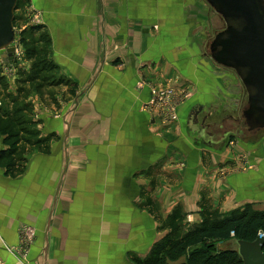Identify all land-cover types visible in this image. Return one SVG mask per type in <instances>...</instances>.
Instances as JSON below:
<instances>
[{"label":"crops","instance_id":"0c3cea01","mask_svg":"<svg viewBox=\"0 0 264 264\" xmlns=\"http://www.w3.org/2000/svg\"><path fill=\"white\" fill-rule=\"evenodd\" d=\"M29 3L57 75L76 87L60 86L57 109L29 98L41 136L55 138L19 176L0 168V264H21L9 248L25 224L36 232L27 264H136L177 206L187 228L203 221V201L220 217L264 210V131L238 130L227 100L240 108L242 81L201 60L209 11L198 1ZM152 84L174 88L176 120L149 105Z\"/></svg>","mask_w":264,"mask_h":264},{"label":"trees","instance_id":"16d2710c","mask_svg":"<svg viewBox=\"0 0 264 264\" xmlns=\"http://www.w3.org/2000/svg\"><path fill=\"white\" fill-rule=\"evenodd\" d=\"M20 0H17L16 8ZM15 15L14 26H16ZM24 47V61H30V70L19 69L17 94L8 95L12 108L0 106V168L5 175L17 177L23 173L27 156L34 148L48 150L49 142L55 135L41 136L37 121L32 118L33 105L28 101L32 93L48 101L45 92L55 101V89L67 85L74 93L76 85L59 77V66L51 59L52 40L44 26L28 25L20 32ZM49 102V101H48ZM203 221L188 230L184 227L182 208L177 206L165 219H161L159 230L163 237L154 243L149 256L135 258L136 264H243L237 247L221 248L219 244L229 241L253 242L264 235V210L255 211L250 207L220 217L201 202ZM151 211L154 208L151 207Z\"/></svg>","mask_w":264,"mask_h":264},{"label":"water","instance_id":"95a60500","mask_svg":"<svg viewBox=\"0 0 264 264\" xmlns=\"http://www.w3.org/2000/svg\"><path fill=\"white\" fill-rule=\"evenodd\" d=\"M225 28L209 45L213 60L233 69L247 92L242 119L249 132L264 131V0H206ZM17 0H0V51L14 60ZM243 264H264V237L236 242Z\"/></svg>","mask_w":264,"mask_h":264},{"label":"rangeland","instance_id":"374dc122","mask_svg":"<svg viewBox=\"0 0 264 264\" xmlns=\"http://www.w3.org/2000/svg\"><path fill=\"white\" fill-rule=\"evenodd\" d=\"M198 1L197 4V8L200 10L202 9L203 11H209V13H211L210 15L213 16L212 18V22H209L210 20L207 19V15L209 14L208 12L202 15V21L207 25V27L204 30V43H200V45L198 44L199 48L198 50H201L202 53H200V58L201 60L203 59H207L208 61L212 62V63H216L213 58L211 57L210 53H209V45L211 43V41L214 39L215 35L221 31L222 29L225 28V21L224 19L221 17V15H219L218 13L215 12L214 9H212V7L208 4V2L206 0H201L202 3H200V0H196ZM202 4V5H200ZM15 15L18 17L16 19V26H15V31H16V41H17V46H19L21 53H25L24 47L20 41V32L23 29V27L25 25H28L29 21L32 22L33 20H37L41 21V13L38 11H35L34 8L31 7L29 0H20L18 7L15 10ZM200 30V28H199ZM199 35V34H198ZM199 38L200 35H199ZM16 43V42H15ZM199 43V42H198ZM3 52L4 51H0V106H4L7 108H12L13 105L11 103V99L8 97V95H12L13 94H17V90H18V83H17V77H20L19 75V69H24V70H30L31 67V62L30 61H24V63H18L17 59L10 61V60H5L4 56H3ZM22 54V55H23ZM204 54V55H203ZM24 60V59H23ZM204 63H208L206 60ZM219 65V64H218ZM221 66V65H220ZM222 67V66H221ZM228 70L226 71H230L232 73H234L235 75H237L235 73V71L233 69L227 68ZM230 69V70H229ZM60 92L61 87H57L55 89V92ZM34 97V99L37 100V96L34 95L33 93L29 96L30 97ZM45 97L48 99V101H45L44 103L47 104L49 106H51V108L53 109H57V98H55V101H52V99L49 96L48 92H45ZM28 98V101H31ZM247 92L245 90V88L243 89V101L242 104L239 108V106L237 105V102H231L229 99L227 100V104H230L229 107H233L236 110V123L238 125V130L242 127V129H244L245 131L246 126L244 125V120L242 119V109L243 107L247 104ZM52 104L54 105V107H52ZM227 104H223V102H221L220 106H227ZM237 108V109H236ZM226 113V112H224ZM229 112H227L228 114ZM226 115V114H224ZM217 121H219L220 123L223 121V119H225V116H219L216 117ZM240 119V122L239 120ZM224 123V122H223ZM233 124V122L230 124H226L227 127ZM237 132V130H236ZM264 133V132H261ZM239 134V132L237 133ZM242 136V134H240ZM243 137V136H242ZM2 137L0 136V146L2 147V143H1ZM185 230L190 229V227H184ZM159 230V229H158ZM162 230V229H161ZM159 230V232L161 231ZM162 232V231H161ZM161 239V238H160ZM160 239H158L157 241H159ZM156 241V242H157ZM155 242V243H156ZM154 245V244H153ZM233 245L234 247H238L236 241H232L229 245L228 243L226 244H219V247L224 248V247H229Z\"/></svg>","mask_w":264,"mask_h":264},{"label":"built area","instance_id":"2783aa9c","mask_svg":"<svg viewBox=\"0 0 264 264\" xmlns=\"http://www.w3.org/2000/svg\"><path fill=\"white\" fill-rule=\"evenodd\" d=\"M39 21L33 20L31 25H37ZM16 42V43H15ZM13 43L15 47L14 60H18V63H24L23 57L24 54L21 53L19 46H17V41ZM23 54V55H22ZM150 99L149 105L155 107L156 109H161L164 114L165 121L167 120H176V105L174 102L175 90L172 87H159L156 85H150ZM36 232L33 227L30 225H22L20 227V237L21 245L18 247L9 248L12 251L13 255L17 257L18 261L21 264H27L28 255L30 252L31 245L34 241ZM259 237H264L262 233L259 234Z\"/></svg>","mask_w":264,"mask_h":264}]
</instances>
